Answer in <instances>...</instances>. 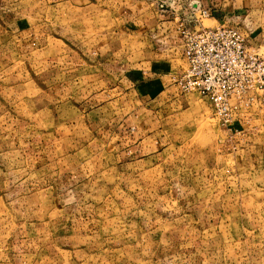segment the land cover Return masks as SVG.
<instances>
[{"label": "rangeland", "instance_id": "374dc122", "mask_svg": "<svg viewBox=\"0 0 264 264\" xmlns=\"http://www.w3.org/2000/svg\"><path fill=\"white\" fill-rule=\"evenodd\" d=\"M163 1L0 0V264H264V108L178 89ZM218 3L264 53V0Z\"/></svg>", "mask_w": 264, "mask_h": 264}, {"label": "built area", "instance_id": "2783aa9c", "mask_svg": "<svg viewBox=\"0 0 264 264\" xmlns=\"http://www.w3.org/2000/svg\"><path fill=\"white\" fill-rule=\"evenodd\" d=\"M179 11L172 20L185 61L178 89L208 101L224 125L232 124L246 106L263 109L264 53L249 46L236 27L203 26L201 20L212 17V11L199 0L183 4Z\"/></svg>", "mask_w": 264, "mask_h": 264}, {"label": "crops", "instance_id": "0c3cea01", "mask_svg": "<svg viewBox=\"0 0 264 264\" xmlns=\"http://www.w3.org/2000/svg\"><path fill=\"white\" fill-rule=\"evenodd\" d=\"M201 5L206 8V9H209L210 11H212V14L214 16L217 17L218 15V11H222L221 9L218 10V6H219V3H218V0H207L206 3H204L203 1H200ZM211 20H215V17H211ZM162 26V31H167L168 35L169 36H173L177 43L180 44V41H179V37L177 35V32L175 30V27H174V22L173 21H169V20H166V22L164 23H160L158 24V29Z\"/></svg>", "mask_w": 264, "mask_h": 264}, {"label": "trees", "instance_id": "16d2710c", "mask_svg": "<svg viewBox=\"0 0 264 264\" xmlns=\"http://www.w3.org/2000/svg\"><path fill=\"white\" fill-rule=\"evenodd\" d=\"M212 16L214 17V15L212 14Z\"/></svg>", "mask_w": 264, "mask_h": 264}]
</instances>
